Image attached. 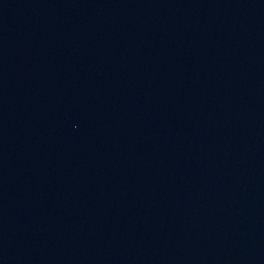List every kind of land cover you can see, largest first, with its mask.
Masks as SVG:
<instances>
[{"label": "water", "instance_id": "1", "mask_svg": "<svg viewBox=\"0 0 264 264\" xmlns=\"http://www.w3.org/2000/svg\"><path fill=\"white\" fill-rule=\"evenodd\" d=\"M0 90L264 264V0H0Z\"/></svg>", "mask_w": 264, "mask_h": 264}]
</instances>
